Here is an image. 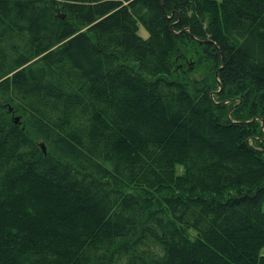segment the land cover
Masks as SVG:
<instances>
[{"label":"trees","instance_id":"obj_1","mask_svg":"<svg viewBox=\"0 0 264 264\" xmlns=\"http://www.w3.org/2000/svg\"><path fill=\"white\" fill-rule=\"evenodd\" d=\"M0 264H264V0H0Z\"/></svg>","mask_w":264,"mask_h":264},{"label":"rangeland","instance_id":"obj_2","mask_svg":"<svg viewBox=\"0 0 264 264\" xmlns=\"http://www.w3.org/2000/svg\"><path fill=\"white\" fill-rule=\"evenodd\" d=\"M139 33H140V35H141L142 37H144V38L147 36L146 32L144 31V29H143L142 27H140V31H139Z\"/></svg>","mask_w":264,"mask_h":264},{"label":"water","instance_id":"obj_3","mask_svg":"<svg viewBox=\"0 0 264 264\" xmlns=\"http://www.w3.org/2000/svg\"><path fill=\"white\" fill-rule=\"evenodd\" d=\"M18 118H15V120H14V123L16 124L17 122H18ZM43 147V151H45V149H44V146H42Z\"/></svg>","mask_w":264,"mask_h":264}]
</instances>
